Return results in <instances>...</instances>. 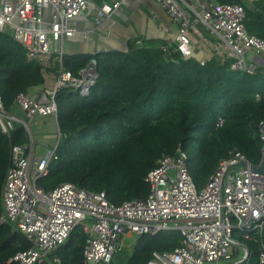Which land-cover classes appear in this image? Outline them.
<instances>
[{
	"label": "built area",
	"instance_id": "obj_1",
	"mask_svg": "<svg viewBox=\"0 0 264 264\" xmlns=\"http://www.w3.org/2000/svg\"><path fill=\"white\" fill-rule=\"evenodd\" d=\"M156 1L178 24L173 44L182 57L193 53L195 36L200 35L196 27L201 25L215 36L213 42L205 41L211 45L214 56L221 62L232 58L231 69L252 73L257 65L264 64L262 56H258L264 54V39L247 33L243 24L245 12L240 4L208 0L197 9L194 2L199 0ZM89 2L0 0V32L11 30L14 40L31 58L47 63L48 59L43 57L54 56L58 62L50 89L37 97L23 92L15 95L14 103L26 117L35 114L56 117L58 89L73 88L85 95L95 82V59L79 70V76L62 67L63 42L77 32L73 19ZM119 4L120 1H115L95 5L97 22L109 17ZM153 46L146 44L147 48ZM160 50L166 52L168 45L160 46ZM207 60L201 59L199 63ZM17 121L22 122L4 108L0 96V130L9 134ZM222 123L223 118L217 117L215 127ZM257 132L262 143L258 165L232 149L198 188L187 169V153L178 146L173 155L160 157L157 165L146 173L144 182L149 187L146 197L120 204L110 202L104 191H90L70 182H62L50 190L38 186L36 181L48 174L49 161L56 158V146L36 155L26 133V142L10 146V162L0 193L3 209L0 225L12 224L31 246L16 252L7 262H43L74 228L80 227L86 234L84 264L108 263L124 237L167 230L178 232L181 243L170 251H154L145 264H247L252 252L244 242L250 240L257 244L258 263L264 264V173L255 169L264 164V119L258 121ZM52 262L58 259L55 257Z\"/></svg>",
	"mask_w": 264,
	"mask_h": 264
},
{
	"label": "trees",
	"instance_id": "obj_2",
	"mask_svg": "<svg viewBox=\"0 0 264 264\" xmlns=\"http://www.w3.org/2000/svg\"><path fill=\"white\" fill-rule=\"evenodd\" d=\"M215 1L240 4L247 33L264 39V0ZM174 48L169 44L163 52L159 45L147 48L132 42L125 51L65 55L64 70L79 76V70L95 59L98 75L87 95L73 88L56 91L60 132L56 158L49 161L48 174L36 184L50 190L70 182L104 191L110 202L120 204L146 197V173L178 146L187 153V169L198 188L232 149L258 165L264 66L247 73L231 69L232 58L221 62L216 56L201 65L194 55L182 57ZM58 68L54 56L47 63L31 58L9 30L0 32V96L6 110L14 108L18 92L27 94L44 85L46 76L57 74ZM219 116L223 123L215 127ZM26 141L22 122H15L9 134L0 130V193L10 146ZM2 211L0 199V215ZM85 240L86 234L76 227L46 260L36 264H84ZM180 243L181 236L173 230L142 234L134 237L131 246L119 247L105 264H145L154 251H170ZM244 243L252 252L247 264H259L256 242ZM30 246L12 224L0 225V264H16L7 260ZM55 257L58 262H52Z\"/></svg>",
	"mask_w": 264,
	"mask_h": 264
},
{
	"label": "crops",
	"instance_id": "obj_3",
	"mask_svg": "<svg viewBox=\"0 0 264 264\" xmlns=\"http://www.w3.org/2000/svg\"><path fill=\"white\" fill-rule=\"evenodd\" d=\"M90 1L86 9L73 19L77 32L73 36L65 38L63 42L66 56H91L111 50L125 51L130 43H136V41H140L141 45L152 44L163 46L173 44L178 24L156 0ZM115 1H120L117 9L109 17H103L97 22L94 6L102 3L112 4ZM207 1L199 0V3L193 2L196 8L199 9L201 5H206ZM198 26L202 27L201 25H197L196 27L200 35L195 36L197 42L193 47L191 55H194L198 61L201 59L209 60L214 56V52L211 45L205 41L213 42L215 36L202 27L208 32V36L205 35ZM248 55L251 56L252 54L249 53ZM55 78L56 74L46 76L44 85L35 87L27 95L37 97L41 92L53 86ZM13 109L11 111L22 120L26 133L31 137L34 154L42 155L43 153H36L38 146L34 141L26 120L33 122L36 119L48 118L59 129L55 117L53 115L35 114L33 117L28 118L16 103H14Z\"/></svg>",
	"mask_w": 264,
	"mask_h": 264
},
{
	"label": "rangeland",
	"instance_id": "obj_4",
	"mask_svg": "<svg viewBox=\"0 0 264 264\" xmlns=\"http://www.w3.org/2000/svg\"><path fill=\"white\" fill-rule=\"evenodd\" d=\"M9 33H12V31L9 30ZM261 55L264 54L260 53L258 56L261 58ZM43 58L46 60L49 59L50 57L44 56ZM262 58L264 59V56H262ZM26 122L29 128L31 129L34 141L38 146L36 153L38 154L44 153L47 150H50L56 146V144L59 141L60 134H58L57 131L58 129L54 126L51 119L48 118L36 119L33 122L31 120H26ZM133 240H134L133 235L129 237H124L121 243V247L131 246Z\"/></svg>",
	"mask_w": 264,
	"mask_h": 264
},
{
	"label": "water",
	"instance_id": "obj_5",
	"mask_svg": "<svg viewBox=\"0 0 264 264\" xmlns=\"http://www.w3.org/2000/svg\"><path fill=\"white\" fill-rule=\"evenodd\" d=\"M245 1H247L248 3H253L254 0H245ZM93 72H94L95 78H97V75H98L97 74V67L94 68ZM87 94H88V92L85 93V95H87ZM55 120L57 122V116L55 117ZM58 134H60L59 130H58ZM255 169H257V171H259L261 173H264V164L260 165V167L255 168Z\"/></svg>",
	"mask_w": 264,
	"mask_h": 264
},
{
	"label": "bare ground",
	"instance_id": "obj_6",
	"mask_svg": "<svg viewBox=\"0 0 264 264\" xmlns=\"http://www.w3.org/2000/svg\"><path fill=\"white\" fill-rule=\"evenodd\" d=\"M59 130V129H58Z\"/></svg>",
	"mask_w": 264,
	"mask_h": 264
}]
</instances>
